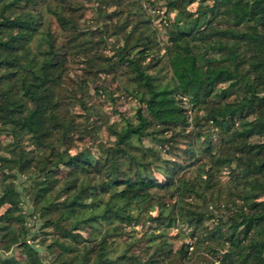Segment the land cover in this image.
<instances>
[{"label":"trees","instance_id":"1","mask_svg":"<svg viewBox=\"0 0 264 264\" xmlns=\"http://www.w3.org/2000/svg\"><path fill=\"white\" fill-rule=\"evenodd\" d=\"M0 264H264V0H0Z\"/></svg>","mask_w":264,"mask_h":264},{"label":"rangeland","instance_id":"2","mask_svg":"<svg viewBox=\"0 0 264 264\" xmlns=\"http://www.w3.org/2000/svg\"><path fill=\"white\" fill-rule=\"evenodd\" d=\"M151 14L157 17V19L154 21V25H155V26L160 30V32H161V29H162V26H161V25L163 24V20H164V14H163V11H162V10H159V11H156V12L151 11ZM129 107H130L129 104L123 102V103H121L120 105H118L116 109H117L118 111H121V112H124V113H127V114H128L129 111H130ZM25 208H27V205H25ZM28 223H29L28 225L30 226L31 223H30V222H28ZM136 229L138 230V229H140V227H138V228L136 227ZM176 233H177V230H172V231H171V234H172V235H176ZM179 244H180L179 241L176 240V239H174V241H173L174 248L178 247ZM39 252H40L42 255H45L43 250H40V249H39Z\"/></svg>","mask_w":264,"mask_h":264},{"label":"built area","instance_id":"3","mask_svg":"<svg viewBox=\"0 0 264 264\" xmlns=\"http://www.w3.org/2000/svg\"><path fill=\"white\" fill-rule=\"evenodd\" d=\"M185 100V99H184Z\"/></svg>","mask_w":264,"mask_h":264}]
</instances>
